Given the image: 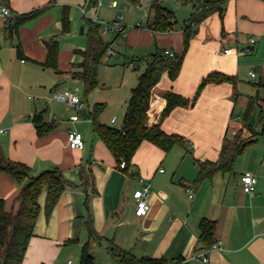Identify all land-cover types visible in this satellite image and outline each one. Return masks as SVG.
Segmentation results:
<instances>
[{
	"label": "crops",
	"instance_id": "1",
	"mask_svg": "<svg viewBox=\"0 0 264 264\" xmlns=\"http://www.w3.org/2000/svg\"><path fill=\"white\" fill-rule=\"evenodd\" d=\"M50 1H0V6H7L14 17L43 9L16 27L12 25L14 17H0V155L27 164L33 175L57 168L69 181L51 213L46 210V190L39 196L40 213L20 264H63L62 258L77 252L79 246L82 257L87 242L90 247L94 243L103 244L109 253V246L115 244L137 258L149 256L168 261L188 258L203 246L200 238L203 219L215 222L213 242L220 241L223 246L222 250L211 251V264H264V136L259 133L245 148L231 172L218 171L198 180L197 163L218 161L225 139L232 140L245 126L251 101L252 110L259 108L260 118L264 106V0H229L223 17L214 13L192 28L179 75L172 80L168 73L163 74L153 89L149 110V123L160 122L166 133L179 135L183 141L168 151L143 141L128 170L118 166L115 155L93 130L88 116L84 119L83 115L84 108L88 115L96 103L106 102L100 122L121 129L126 102L109 119L106 111L110 102L100 95V89H96L95 99L93 93L85 94L77 83L83 82L77 74L82 70L79 64L83 55L76 59L75 52L72 53L64 68L61 65L64 51L60 49L59 71L43 66L47 57L45 43L59 40L58 33L63 32V10L74 3L56 0L50 4ZM153 3L145 22L144 15L138 18L142 26L127 28L125 22V33L118 34L126 45L136 49L131 60L124 61L131 69L139 67L140 63L133 60L135 57L146 56L157 48L183 54L184 28L192 15L193 4L181 0L160 2L174 13L177 22L173 30L156 32L149 26L154 19ZM99 5L92 9L101 22L105 19L98 14ZM118 7L117 2L115 8ZM250 37H255L256 42L252 52L246 53L243 48ZM225 49L233 51L226 54ZM132 62L135 68L130 66ZM213 71L232 76L234 81L205 85L193 105L177 106L160 121L167 92L192 99L202 79ZM250 71L258 77L252 78ZM138 78L131 79L130 91ZM63 88L79 94L81 108L53 98L54 91ZM130 93L125 92L123 97ZM240 103L243 114L237 109ZM41 111L44 121L54 125L45 134L38 133L32 120ZM73 116L79 119L73 120ZM259 118L257 125L251 124L257 132L262 130ZM71 130L83 134V149L70 146ZM245 173L257 178L252 194L242 189L241 176ZM139 177L153 185L149 210L141 218L135 215L133 200ZM22 185L0 171V198L7 211L18 210ZM188 186L195 188L193 197L187 193ZM88 221L94 228L93 237ZM72 264L76 263L72 261Z\"/></svg>",
	"mask_w": 264,
	"mask_h": 264
},
{
	"label": "trees",
	"instance_id": "2",
	"mask_svg": "<svg viewBox=\"0 0 264 264\" xmlns=\"http://www.w3.org/2000/svg\"><path fill=\"white\" fill-rule=\"evenodd\" d=\"M56 0H51L50 4ZM183 3L193 4L194 9L191 17L186 22L185 48L183 54H176L170 57L165 49L157 48L154 52L134 61H145V70L140 74L137 85L132 89L128 106L124 114L123 127L121 129L106 125L100 122L99 118L106 105L96 103L93 110L88 113L93 130L115 155L118 166L121 161L126 162V170L130 168L133 156L143 141H149L165 151H168L174 144L182 142L181 136L166 133L160 122L149 123V110L153 89L160 82L164 73H168L174 80L180 72L184 52L192 36V28L214 13L221 17L225 12V6L229 0H181ZM154 19L149 25L156 32L173 30L176 24L174 13L165 8L160 2L153 3ZM43 9H36L28 13L17 15L13 18L12 25L16 27L21 22L30 19L42 12ZM62 30L69 32L71 29L69 8H64L62 15ZM142 26V25H137ZM100 22H92L89 30V47L83 51V61L79 64L82 68L78 72L84 84L85 94H89L100 86V70L104 58L111 43L106 42L101 31ZM122 35V33H118ZM47 57L43 66L58 72L60 43L58 39H51L45 43ZM234 81L232 76L225 73L213 71L204 77L199 85L197 94L192 99L178 95L172 91L165 94L166 107L161 113L160 121L165 118L177 106H191L198 98L201 89L209 83H221ZM264 102V98H263ZM254 102L251 101L245 115L246 122L243 128H248L251 137L245 140L225 139L218 161H198V180L208 178L218 171L231 172L237 157L245 148L256 140L259 133L264 136V106L261 108L260 122L262 130L257 132L249 122ZM44 111L35 113L32 117L39 134L50 132L54 125L44 121ZM241 128V129H243ZM0 171H4L23 183L18 195L20 201L16 212L5 209V202L0 198V264H20L24 258L30 239L34 234L35 224L40 213L39 196L46 190V210L51 213L59 200L61 194L69 185V181L57 168L43 170L33 175L31 168L21 162L13 161L4 155H0ZM90 236L94 235V228L91 221L87 223ZM201 250L206 249L213 243L215 222L203 219L200 225ZM110 253L118 259L121 264H167L166 259H157L149 256L137 258L127 249L112 244L109 246ZM81 264H99L90 252V243L83 246Z\"/></svg>",
	"mask_w": 264,
	"mask_h": 264
},
{
	"label": "rangeland",
	"instance_id": "3",
	"mask_svg": "<svg viewBox=\"0 0 264 264\" xmlns=\"http://www.w3.org/2000/svg\"><path fill=\"white\" fill-rule=\"evenodd\" d=\"M87 1V2H86ZM114 0H97L100 5L98 6V14L104 18L102 27H105L106 24L111 25L115 20H120L124 24H128V27H133L138 25L141 21L138 18L143 17V22L146 20V14H150L151 5L156 0H148L144 5L142 10L136 5L135 0H117L119 3L118 8H111L109 5ZM163 4H167L166 0H158ZM73 4L68 5L70 8V20H71V29L68 33L59 32L58 38L60 41V49L64 52L61 54V65L62 67H67L72 58V53L75 52L76 59H79L83 55L82 51H85L89 47V30L92 22L95 21L96 9L98 3L96 0H73ZM96 4V5H95ZM123 6H126L127 9L124 10ZM167 6V5H166ZM95 7V8H94ZM191 7V6H189ZM94 8V9H92ZM120 10V11H119ZM123 14V15H122ZM122 15V16H121ZM178 20L182 21L181 17H177ZM99 21V20H98ZM100 22V21H99ZM100 22V23H101ZM83 29V31H82ZM103 38L106 42L111 43V47L114 50L113 55H109L108 51L104 58V63L100 70V86L97 89H100V95L105 96L104 98L110 102L108 110L106 111L107 118H113L120 111V106L125 105L126 100H129L130 95L123 97V94L130 93L128 85L131 83V79L135 80L140 74L145 70V61L142 60L139 62V67L137 69H131L127 64L124 65V61L131 60L132 55L136 53V49L131 48L126 45L125 40L122 36H119L115 31H109L108 33L103 34ZM144 55L141 56V58ZM134 59H137L136 57ZM125 81H128L126 83ZM123 85H120V83ZM84 90L83 82H77ZM125 84V85H124ZM72 86V85H71ZM121 86V87H120ZM93 97L95 99L96 89L92 91ZM131 94V93H130ZM122 98V99H121ZM107 108L106 102H104ZM240 103L237 106V109L240 110V114H243V106ZM259 118V108L254 107L251 112L249 122L253 125L258 124ZM83 123H87L86 120H81ZM251 137L250 130L246 127L237 131L235 138L238 140H245ZM77 252L73 251L71 255L67 258H62V263L66 264L68 259H71L76 264L81 263V246H79ZM90 252L94 256L95 260L99 264H121L118 259L111 256V254L106 250L105 246L94 243L90 247ZM71 251V250H70ZM69 251V252H70ZM75 252V253H74ZM70 254V253H69Z\"/></svg>",
	"mask_w": 264,
	"mask_h": 264
},
{
	"label": "built area",
	"instance_id": "4",
	"mask_svg": "<svg viewBox=\"0 0 264 264\" xmlns=\"http://www.w3.org/2000/svg\"><path fill=\"white\" fill-rule=\"evenodd\" d=\"M135 1L137 7H139L140 9L144 8L145 3L147 2V0H135ZM109 6L115 8L117 7V2L112 1ZM0 17L13 18L14 15L7 6H0ZM94 22L97 23L99 22L97 16L95 17ZM138 25H142V23H139ZM125 30H126V26L120 20H115L111 25L106 24V26L101 29L102 34L108 33L109 31H115L117 33L124 34ZM255 42H256L255 37H250L249 43L243 48L244 52L251 53ZM232 51H233L232 49H225L224 53L229 54L232 53ZM165 53L170 57L176 56V53L169 49H165ZM108 54L109 55L113 54V50L109 49ZM130 66L132 68H135L136 64L132 62ZM250 76L254 79L258 77L256 72L254 71H250ZM53 98L56 99L57 101L65 102L70 105L76 106L78 108H81L83 105V102L79 94L69 88H63L54 91ZM128 103L129 102L127 100L126 106H128ZM72 119L78 120L79 117L73 116ZM68 139L70 146L74 149H83L85 147L84 136L81 132L77 130H71L68 134ZM120 167L123 169L126 168V162L121 161ZM138 183H139V187L135 189L133 192V200L135 203V215L141 218L145 216L147 211L149 210L150 197L153 191V185L149 180H147L144 177H139ZM256 184H257V178L254 175L250 173H245L241 176V185L245 193L252 194L256 189ZM186 190L189 197L194 196L195 188L193 186H188ZM222 249H223L222 243L220 241H214L209 247L197 252L192 257L172 259L168 261L167 264H211V259H210L211 251L222 250ZM68 264H72V261L71 260L68 261Z\"/></svg>",
	"mask_w": 264,
	"mask_h": 264
},
{
	"label": "water",
	"instance_id": "5",
	"mask_svg": "<svg viewBox=\"0 0 264 264\" xmlns=\"http://www.w3.org/2000/svg\"><path fill=\"white\" fill-rule=\"evenodd\" d=\"M83 31V29H82ZM83 115H84V119H87V108L83 109Z\"/></svg>",
	"mask_w": 264,
	"mask_h": 264
}]
</instances>
